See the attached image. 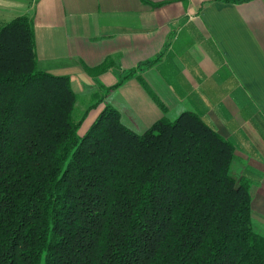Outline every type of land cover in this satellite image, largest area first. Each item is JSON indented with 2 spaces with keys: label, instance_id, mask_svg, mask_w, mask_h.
Masks as SVG:
<instances>
[{
  "label": "trees",
  "instance_id": "1",
  "mask_svg": "<svg viewBox=\"0 0 264 264\" xmlns=\"http://www.w3.org/2000/svg\"><path fill=\"white\" fill-rule=\"evenodd\" d=\"M76 100L31 18L1 23L0 264H264L228 140L189 111L136 132L108 103L79 134Z\"/></svg>",
  "mask_w": 264,
  "mask_h": 264
},
{
  "label": "crops",
  "instance_id": "2",
  "mask_svg": "<svg viewBox=\"0 0 264 264\" xmlns=\"http://www.w3.org/2000/svg\"><path fill=\"white\" fill-rule=\"evenodd\" d=\"M27 13L40 68L76 94L102 88L132 130L189 111L228 140L264 233V0H34Z\"/></svg>",
  "mask_w": 264,
  "mask_h": 264
},
{
  "label": "rangeland",
  "instance_id": "3",
  "mask_svg": "<svg viewBox=\"0 0 264 264\" xmlns=\"http://www.w3.org/2000/svg\"><path fill=\"white\" fill-rule=\"evenodd\" d=\"M33 1L34 0H0V24L11 20L18 15H28V7ZM89 69L92 73H94V71L97 72L96 67L92 66L89 67ZM94 89L95 88H86L84 93L77 94L76 108L73 111L74 117L81 116L82 112L90 107L88 112L83 116L82 122L78 128L79 134H83L87 130L89 125L104 107H102V97L100 96L102 88Z\"/></svg>",
  "mask_w": 264,
  "mask_h": 264
}]
</instances>
